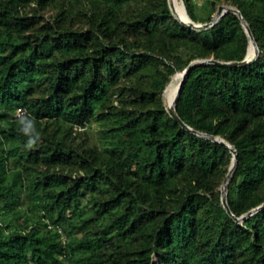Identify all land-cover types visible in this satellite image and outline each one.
I'll return each mask as SVG.
<instances>
[{
  "label": "trees",
  "instance_id": "trees-1",
  "mask_svg": "<svg viewBox=\"0 0 264 264\" xmlns=\"http://www.w3.org/2000/svg\"><path fill=\"white\" fill-rule=\"evenodd\" d=\"M222 1L258 55L194 66L175 111L237 151L240 217L264 205V0ZM249 46L230 11L195 30L168 0H0V264H264V208L237 222L221 202L233 154L163 101L192 61ZM20 116L36 121L31 150Z\"/></svg>",
  "mask_w": 264,
  "mask_h": 264
},
{
  "label": "water",
  "instance_id": "water-1",
  "mask_svg": "<svg viewBox=\"0 0 264 264\" xmlns=\"http://www.w3.org/2000/svg\"><path fill=\"white\" fill-rule=\"evenodd\" d=\"M169 1V6L172 10V12L174 13V15L176 16V18L181 22L183 23L184 25L192 28V29H195V30H203V29H207L211 26H213L214 24H216L219 19L227 12H233L234 14H236L239 19L241 20V23H242V26L248 36V40H249V44L252 43L253 47H254V53L253 55L251 56H248L247 53H246V56L243 60L241 61H229V62H226V61H220V60H215V59H212V58H209V59H200V60H195V61H192L188 67L182 72L181 74V79H180V82H179V85H178V88H177V92H176V95L174 97V100H173V106L172 108L167 109L168 113L170 114V116L176 121L178 122L182 127L194 132V133H197L201 136H204L214 142H217V143H220V144H223L225 145L229 150L230 152L233 154V161H232V164L230 166V169H229V172L226 176V179L224 180L223 184H222V188H221V202L224 206V208L226 209V211L232 215L234 217V215L232 214L231 210H230V207L228 205V200H227V189H228V183H229V180L233 174V171L236 167V164H237V151L226 141L224 140L223 138L219 137V136H212V135H206V134H202V133H198L194 130H192L191 128H189L182 120L181 118L178 116V114L176 113L175 111V102L178 98V95L181 91V87H182V84L185 80V78L187 77L188 75V72L194 67V66H197V65H203V64H216V65H219V66H226V67H233V66H241V65H245L247 63H250L252 61H254L258 55V46L256 44V41L252 35V31L250 29V26L248 25V23L246 22V20L243 18L242 16V13L240 12V10H238L237 8L233 7V6H229V5H220L215 14L213 15V17L211 18V20L209 22H206L204 24H196L194 23L191 18L189 17V15L187 14L189 20L188 21H183L182 19H180L179 17H177L176 15V10H175V7H174V4L172 2V0H168ZM248 50V49H247ZM264 208V205H261L259 207H257L256 209L254 210H251L250 212H248L247 214H244L240 217H234L235 220L237 222H242L245 220V218L248 216V215H251L257 211H259L260 209Z\"/></svg>",
  "mask_w": 264,
  "mask_h": 264
},
{
  "label": "rangeland",
  "instance_id": "rangeland-1",
  "mask_svg": "<svg viewBox=\"0 0 264 264\" xmlns=\"http://www.w3.org/2000/svg\"><path fill=\"white\" fill-rule=\"evenodd\" d=\"M179 6H180V10L182 11L183 14H186V9H185V6H184V2L183 0H177ZM195 2V9H196V12L198 14L199 17H201L202 19H205V17L209 14H211V16L213 17V15L215 14L217 8L220 6V5H228L227 3L225 2H219L216 4V10H213V8L211 7L210 5V0H194ZM60 2H57L56 5H49L47 6L46 8L42 9L39 11V15L42 16V18L44 20H47V21H51L53 20L55 14L57 13V11L59 10V7H60ZM180 11V12H181ZM188 17V16H187ZM193 21V20H192ZM194 23L196 24H204L206 22H204L203 20H200V21H193ZM74 29L76 28H81V26L79 24H76L74 25L73 27ZM254 53V51H253ZM180 77V78H179ZM180 79H181V75H178L177 76V80L179 83L180 82ZM173 80V79H172ZM177 85H170L169 88L167 89L166 93H169V90L171 88H174L176 87ZM165 94V93H164ZM165 99H166V95H165ZM163 101H164V104H165V100H164V95H163ZM165 106L169 109L170 107L167 106L165 104ZM99 131V126H98V123L96 122H93L91 123L88 127L85 128V130L83 131L84 133L83 134H80L77 138H76V142H80V141H83V139L85 140H88V142H93L95 139V135L97 134V132ZM222 186L220 187V190H221Z\"/></svg>",
  "mask_w": 264,
  "mask_h": 264
},
{
  "label": "clouds",
  "instance_id": "clouds-1",
  "mask_svg": "<svg viewBox=\"0 0 264 264\" xmlns=\"http://www.w3.org/2000/svg\"><path fill=\"white\" fill-rule=\"evenodd\" d=\"M18 123L20 125L21 133L27 137L24 147L29 150L35 148L40 140V134L36 130L35 119L31 116H20Z\"/></svg>",
  "mask_w": 264,
  "mask_h": 264
},
{
  "label": "bare ground",
  "instance_id": "bare-ground-1",
  "mask_svg": "<svg viewBox=\"0 0 264 264\" xmlns=\"http://www.w3.org/2000/svg\"><path fill=\"white\" fill-rule=\"evenodd\" d=\"M172 2H173V4H174V7H175V10H176V15H177V17H179V18L182 19L183 21H188L189 18H188L185 14L182 13V11L180 10V6H179L177 0H172ZM180 11H181V12H180ZM253 51H254V47H253L252 43H250V46L248 47V50H247V55H248V56L253 55ZM179 78H180V77H179ZM177 82H178V80L176 79V81H175L172 85H177V86L174 87V88H171V89L169 90V93H166L165 104H166L167 106H169L170 108H172V106H173V100H174V97H175V95H176L177 88H178V85H179V83H177ZM172 85H171V86H172ZM170 108H169V109H170Z\"/></svg>",
  "mask_w": 264,
  "mask_h": 264
},
{
  "label": "built area",
  "instance_id": "built-area-1",
  "mask_svg": "<svg viewBox=\"0 0 264 264\" xmlns=\"http://www.w3.org/2000/svg\"><path fill=\"white\" fill-rule=\"evenodd\" d=\"M17 114H18V115L22 114V110H21V109H18V110H17Z\"/></svg>",
  "mask_w": 264,
  "mask_h": 264
}]
</instances>
